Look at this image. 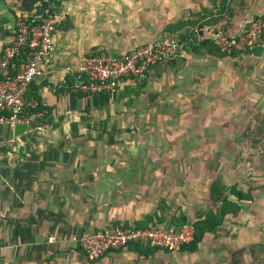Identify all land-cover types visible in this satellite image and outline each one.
Returning a JSON list of instances; mask_svg holds the SVG:
<instances>
[{"label": "crops", "instance_id": "0c3cea01", "mask_svg": "<svg viewBox=\"0 0 264 264\" xmlns=\"http://www.w3.org/2000/svg\"><path fill=\"white\" fill-rule=\"evenodd\" d=\"M103 1L109 3V0ZM175 1L167 0L166 25L187 19L177 12L179 8L183 11L182 8L190 6L186 0L179 1L184 2L180 5ZM230 1L227 0L222 11L212 9V16L216 15L217 21L209 25L228 35L233 34L243 20L261 12L264 6L262 0H241L239 9L229 13ZM97 2L95 5L100 9L103 3ZM81 6H85L84 14L94 13L90 8L95 6L88 4L87 0L58 3L56 10L60 17L52 32V40L58 30L63 32V36L53 42L52 51L42 65L44 74L33 80L34 86H38L41 104L45 106L41 111L42 117L37 119L44 123V130L27 136L29 143L18 141V136L14 143L17 149L13 150L14 146L8 147L7 151L0 149V264H130L129 261L139 264V258L143 256L127 248L110 251L100 260L89 261L86 253L72 241L73 236L96 230L110 220L109 217L120 218L119 213L117 216L113 214V208L120 207L118 195L110 198L107 193L123 192L125 174H131L132 184L145 194L148 187L155 190L157 179V186L165 188L163 194L167 197V149L164 147L156 153H126L123 150L125 129L129 136L134 129H143L152 144L157 141L156 145H161V142L167 144V129L211 126V122L217 120L232 125L229 113L234 109V96L254 93L256 87H252L251 80L262 81L264 37L259 45L246 52L216 55L209 52L213 42L208 36L201 40L196 38L195 42L192 37L188 39L193 42V47L186 41V37H196L195 24H191L179 31H164L165 35L179 37L186 48L153 66L144 79L125 80L109 92H73L69 85L74 68L87 51L106 49L121 55L154 39H146L148 35L139 31L138 23L133 31L131 26L128 27L129 34L121 32L116 39L108 37L100 41L91 34L92 38L82 35V24L77 21ZM128 10L118 5L121 14L127 15ZM34 11L35 0H0V54L15 33L16 18ZM204 12L196 9L191 13L194 18L204 15ZM124 15L121 29H126ZM132 21L135 22L134 19ZM116 22L112 25L115 26ZM226 23L232 24V29L227 32L223 30ZM186 28L189 29L184 34ZM67 40L71 47L66 45ZM85 48L88 50L84 52ZM240 57H243L242 66L236 64ZM242 70L243 89L238 88L235 81L236 73ZM256 85L257 90L261 89L262 84ZM11 134L7 124H0V137ZM128 144H134V141ZM199 156L198 152L195 153V159ZM129 159L134 161L131 165L127 162ZM137 159L146 160L138 167ZM138 174L141 176L136 178ZM188 174H193V184H196L193 188L199 191L202 170L196 171L190 165ZM153 175L158 176L155 181L150 180L149 176ZM198 176H201V181ZM185 181L188 182V178ZM204 195L206 197V193ZM65 200L68 206L64 205ZM143 201L137 208L144 212L149 207L153 212L156 210L151 205L155 199ZM159 201L165 204L158 213L163 217L167 213V200L159 197ZM88 205L93 208H88ZM139 213L142 214L138 209ZM153 221L161 223L156 218ZM162 224L167 225V221ZM153 256L143 258L149 263Z\"/></svg>", "mask_w": 264, "mask_h": 264}, {"label": "rangeland", "instance_id": "374dc122", "mask_svg": "<svg viewBox=\"0 0 264 264\" xmlns=\"http://www.w3.org/2000/svg\"><path fill=\"white\" fill-rule=\"evenodd\" d=\"M72 1L73 0H70V3ZM176 1L179 5L184 3L179 2L184 0ZM262 1L264 2V0ZM87 2L88 4H93L95 7L90 8V10L94 11L91 15L84 14L85 6L79 8L81 13L78 14L77 21L82 24L81 29L82 31L84 30L83 32L81 31L82 35L91 34L100 41L108 37L116 39V37L120 36L121 32H124V35L129 34L128 27L130 26L133 31L137 23L140 24L139 31H144L149 36H147L146 39L154 38L153 40H155L165 35L163 26L166 25L168 21L167 0H109V3L100 0V2L103 3L100 9L95 5L98 4L97 0H87ZM185 2H187V5L190 7L182 8L183 11L179 8L177 13L182 14V18L186 17L188 19H193L194 14L192 13L200 6H204L207 0H186ZM240 2L241 0H232L228 2V12L232 13L234 9L237 11ZM118 5L125 9L129 8L128 16L118 12ZM89 7L88 5V8ZM261 9V12H257L251 16L264 13V6H262ZM229 13L226 12V15ZM204 14H209V11H205ZM67 15L70 16V14ZM122 15L127 19V22L124 24L126 29H124V27L121 29L123 25L121 22ZM65 18L68 17L66 16ZM133 19L135 22L132 21ZM115 21H117L116 25L113 26L112 24H115ZM133 22L134 26H132ZM196 23L197 22L193 23L195 24L194 27L200 24ZM88 29H90L91 32H88ZM188 29L189 28L184 29L185 32L183 33L185 34ZM91 35L90 38H92ZM187 35L188 34H186V36ZM60 36H63V32L59 30L56 31L54 33L53 42L55 43L61 40ZM174 37L179 39L176 35H174ZM102 44L103 43H101V45ZM66 45L71 47L68 40ZM136 48H133V50ZM86 50L88 49L85 48L84 52ZM130 51L122 52L121 55L127 54ZM242 59L243 57L239 58L241 64L239 62L236 64L242 66L244 64ZM262 69L264 68L262 67ZM236 74L237 79L235 81H237L238 88L243 89L245 87V81L243 80L244 71L242 70ZM261 75H263L262 81L258 79L251 80L252 87L257 88L256 83L258 85L262 84L260 85L261 89L257 90L253 88L255 92L250 95L242 96V94H240V96H234V109L229 113L232 119L229 121L232 125H225L226 122L223 120H217L218 122H211V126L205 124L203 127L197 128L179 127L167 129L169 131V133H167V144L161 142V145H156L157 141L152 144L147 137L148 134H144L143 129H134V132L130 134L131 136H129V132L125 129L123 150L126 153H147L150 151H152V153L155 151L156 153V151L160 152L159 150L164 147L167 149V197L163 194L165 193V188L163 189V187L157 186L159 185L156 179L158 176H149L150 180L155 181L156 179V184H154L155 190H149L148 187V189L145 190V194L142 191L139 192L132 184V175L130 174L127 176V174H125L123 192L116 193L110 191L107 193V196L110 198H114L115 195H118L120 207H114L113 214L117 216L119 213L120 218L115 219V216H112L111 219L109 217L110 220H107V222L96 228V230L108 226H122L125 222L128 226H132L134 220H139L142 214L144 215L140 220H145L148 214L154 215L155 213H159V210L157 211L159 207L157 205L159 197H161V199L165 198L167 200V205L170 207L167 208V213L163 215V220L160 224L167 221V225H162L169 227L171 225L170 216L173 214H175L174 216L177 218H180V215H185L187 217L186 222L190 223L197 214L207 207V199L204 193H207L211 179L219 174L223 181L227 183H237L239 187L246 186L248 183L251 184L253 186L252 201L243 202L242 208L238 214L230 216L228 220L225 221V224L220 226L215 233L205 235L195 254L190 255L177 250L164 251L161 249V251H158L156 255L152 257L149 263L144 260L143 257H140L139 264H230L232 253L235 250H242V253L239 255L241 264H264V70L261 72ZM248 128L262 133V135L258 134L256 139V141H258L256 142L258 146L256 150L257 153L252 154L256 159H253L250 152L246 151L245 144L242 142L241 133ZM108 131L110 132V129H108ZM171 132L176 133L172 134ZM33 134H23L19 136L17 140L21 142L27 141V143H29V138H27V136H33ZM131 140L134 141V144H128ZM16 147L17 146H14L13 150L17 149ZM197 152L200 156L198 159H195V153ZM15 154H18V152L16 151ZM169 155H172V157ZM145 160L137 159V161H135L137 163L136 165L139 167V164L145 163ZM127 162L131 165L134 161L129 159ZM190 165H192V168L196 169V171L202 170L203 172L202 184H198L201 186L199 191L193 188L196 185L193 184V174H188ZM128 170L130 169H127V171ZM139 174L143 173L139 171ZM139 174L137 177L134 175V177L139 178V176H141ZM142 177H144V174ZM198 177L201 181V176ZM187 178L189 180L188 182L185 181ZM183 181H185L186 184H184L185 182ZM151 196L155 198L149 199ZM143 199V202L155 199V206L154 203L151 205L156 210L153 212L149 207L144 212L140 207L137 208V205H139ZM64 202V205L68 206V202L66 200ZM77 203L81 204L78 199ZM89 207L91 206L88 205V208ZM92 208L93 207H91V209ZM138 209L142 212L141 215L140 213L138 214ZM165 218L167 219L166 221ZM114 221H118V225L114 224ZM105 254L103 256H105ZM100 259L101 258L98 260ZM129 263L131 264V261H129Z\"/></svg>", "mask_w": 264, "mask_h": 264}, {"label": "built area", "instance_id": "2783aa9c", "mask_svg": "<svg viewBox=\"0 0 264 264\" xmlns=\"http://www.w3.org/2000/svg\"><path fill=\"white\" fill-rule=\"evenodd\" d=\"M64 1L35 0V11L16 18L15 33L1 50L0 124H7L12 134L0 138V147L14 146L18 137L13 134L16 123H26L23 134L41 132L45 128L44 123L37 121L43 113L28 110L34 109L36 102L26 98V91L35 78L44 74L42 65L52 51V32L60 17L56 7ZM194 32L197 40L208 36L221 52L242 53L262 41L264 13L243 20L236 32L230 35L209 25H197ZM184 47V41L164 35L124 55L102 49L87 51L74 68L69 88L82 93L112 91L125 80H142L153 66L181 53ZM192 238L193 226L186 222L178 228L160 223L140 228L108 226L73 236L72 241L86 253L88 259L97 260L108 250L125 247L130 242L175 250Z\"/></svg>", "mask_w": 264, "mask_h": 264}, {"label": "trees", "instance_id": "16d2710c", "mask_svg": "<svg viewBox=\"0 0 264 264\" xmlns=\"http://www.w3.org/2000/svg\"><path fill=\"white\" fill-rule=\"evenodd\" d=\"M227 0H207L206 7L200 6L197 11L201 12L209 11V14L204 15H198L194 17L193 19H180L175 21L174 23L168 24L165 26L164 31L172 32V31H179L181 28L191 25L194 22H199V26L204 25H213L217 21V16H212V9H216L217 11H222L226 7ZM209 16V18H208ZM199 20V21H198ZM218 29V28H215ZM229 29H232L231 23H226L223 27L224 31H228ZM192 37L194 42L196 41V37L189 36L186 37V41H189V44L193 47L194 44L191 40H188ZM205 40V39H204ZM203 40V41H204ZM182 41V40H181ZM206 42V41H204ZM209 46V45H208ZM186 48V46L184 47ZM252 49V48H250ZM95 50V49H93ZM209 52L212 54H221L224 55L226 53L221 52L218 47L211 43L209 46ZM238 52H232L229 53V55H233ZM144 79V78H143ZM33 82V81H32ZM28 86V89L26 91V98L28 100H34L36 102V106L34 109L28 108V110L33 111H44V107L41 104V100L39 95L37 94L38 86H34V82ZM1 114V113H0ZM44 116H47V114L44 113ZM46 119V118H44ZM258 134L262 135L261 132L254 130V129H245L241 133L242 142L245 144L246 151H249L251 154V157L253 159H256L252 154L257 153V145H256V139L258 137ZM4 138V137H0ZM1 150L7 151L9 150L8 147H0ZM253 186L251 184H246V186L239 187L237 183H227L223 181L221 175L217 174L216 176L211 179V183L208 186V190L206 193V199H207V207L197 214L194 219L190 222L193 226V238L181 245H179L175 250L186 253V254H195L199 249L200 242L204 239L205 235L207 234H213L216 232V230L225 224V221L228 220L230 216H234L239 213V211L242 208L243 202H250L253 199L252 195ZM160 204L158 205L159 211H162L165 208V204L163 201H159ZM167 208H170L167 205ZM175 214L170 216V223L172 224L173 228H178L181 225H183L187 221V217L185 215H180V218H177L174 216ZM153 218H156L158 222H161L163 217H159L158 213H155L154 215L148 214L145 218V220H136L132 226L140 228V227H146L150 224L155 223L153 221ZM118 225V223H114ZM122 227H129L127 223L123 224ZM79 247V246H78ZM128 250H133L137 252L138 254L142 255L144 258H148L149 256H153L158 251H161L162 248L157 246H145L142 245L139 242H130L125 247ZM118 248V249H122ZM116 249H110L106 253L113 251ZM164 251H171L167 249H163ZM242 253V250H235L232 253V257L230 260V264H241L240 263V254ZM239 256V257H238ZM102 258V257H101ZM89 261H96V260H90ZM98 260V259H97Z\"/></svg>", "mask_w": 264, "mask_h": 264}, {"label": "water", "instance_id": "95a60500", "mask_svg": "<svg viewBox=\"0 0 264 264\" xmlns=\"http://www.w3.org/2000/svg\"><path fill=\"white\" fill-rule=\"evenodd\" d=\"M26 127V123H16L13 127V134L15 136L22 135Z\"/></svg>", "mask_w": 264, "mask_h": 264}]
</instances>
